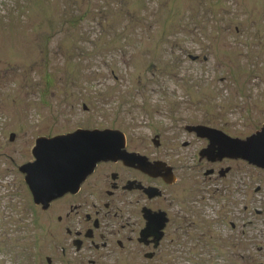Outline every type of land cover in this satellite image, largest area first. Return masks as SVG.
Wrapping results in <instances>:
<instances>
[{"label": "rangeland", "instance_id": "obj_1", "mask_svg": "<svg viewBox=\"0 0 264 264\" xmlns=\"http://www.w3.org/2000/svg\"><path fill=\"white\" fill-rule=\"evenodd\" d=\"M196 123L242 140L263 127L264 0H0V264H46L44 215L30 208L19 170L39 136L113 126L148 145L173 131L183 169L192 148L183 142L194 139L183 127ZM260 168L243 166L238 214L222 216L225 228L208 220L204 239L220 235L224 257L192 250L186 264H264ZM192 227H173V237ZM166 249L147 264H182ZM73 251L54 264H92Z\"/></svg>", "mask_w": 264, "mask_h": 264}, {"label": "flooded vegetation", "instance_id": "obj_2", "mask_svg": "<svg viewBox=\"0 0 264 264\" xmlns=\"http://www.w3.org/2000/svg\"><path fill=\"white\" fill-rule=\"evenodd\" d=\"M62 117L65 120V115ZM196 125L209 128L207 134L199 135L188 129ZM183 128L194 138L183 142L186 148L192 147L190 156L183 159L187 163L183 169L173 163V131L171 141H165V137L162 141L161 135L157 134L148 145L144 134L134 138L113 126L79 125L65 132L42 135L54 137L77 129L120 130L124 134L123 149L134 154L131 160L97 162L78 188L63 192L46 206L34 201L28 187L30 208L40 209L44 215L46 264L70 256L73 250L72 253L86 257L92 264L100 261L126 264L129 259L142 264L148 261L147 264L160 260L166 251L172 252V249L165 250V246L170 245L176 247L173 256L182 260V264L190 259L192 250L197 251L194 256L207 262L213 261L211 256L215 259L216 256L224 257L226 246L220 235L211 238L212 245L209 237L204 239V234L210 236L208 220L224 229L226 220L222 216L238 214L242 168L258 166L227 148L233 139L241 138L234 132L236 130L229 131L213 123L188 124ZM150 144L152 148H149ZM34 146L27 163L35 160ZM174 204L180 207L177 218L182 216L184 221L189 220L186 225L183 220L177 222V218H173ZM216 204L221 207V215L215 213ZM174 222L178 225L174 226ZM188 224L193 227L188 229L190 234L185 231L189 234L187 238L179 241L177 236L173 237V227L176 235ZM161 247L165 252L161 253ZM205 248L209 250L204 254Z\"/></svg>", "mask_w": 264, "mask_h": 264}, {"label": "water", "instance_id": "obj_3", "mask_svg": "<svg viewBox=\"0 0 264 264\" xmlns=\"http://www.w3.org/2000/svg\"><path fill=\"white\" fill-rule=\"evenodd\" d=\"M199 135L207 134L204 125L189 126ZM227 148L237 156L264 169V125L246 140L233 139ZM228 141L226 144H228ZM124 134L114 129H77L54 137H39L33 148L34 161L19 169L33 194L34 201L46 206L63 192L78 188L97 162L108 159H132L127 153Z\"/></svg>", "mask_w": 264, "mask_h": 264}]
</instances>
